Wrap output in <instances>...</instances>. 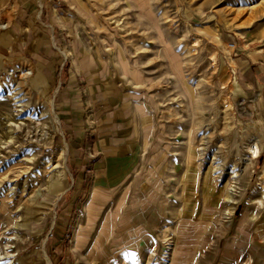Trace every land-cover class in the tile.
<instances>
[{"label": "rangeland", "instance_id": "374dc122", "mask_svg": "<svg viewBox=\"0 0 264 264\" xmlns=\"http://www.w3.org/2000/svg\"><path fill=\"white\" fill-rule=\"evenodd\" d=\"M117 107L145 160L103 185L63 117ZM260 219L264 0H0V264H215Z\"/></svg>", "mask_w": 264, "mask_h": 264}, {"label": "crops", "instance_id": "0c3cea01", "mask_svg": "<svg viewBox=\"0 0 264 264\" xmlns=\"http://www.w3.org/2000/svg\"><path fill=\"white\" fill-rule=\"evenodd\" d=\"M31 75L32 82L39 85L37 75L33 73V70ZM120 111V108L117 107L113 111L111 110L110 114L106 110L99 113L101 115L99 117L95 114L94 125L89 128L82 126L81 121H75L77 117L73 116L72 113L74 112L72 111L71 114H65L66 117H63L66 129L72 133L73 152L75 156H78L73 157L77 172L93 171L96 182L99 184H111L117 178L128 181L133 175L136 165L140 161L145 160V157L138 156L145 150V122L147 120L142 117L141 122L139 120L135 121L129 113L122 117ZM86 133L88 135L85 136ZM87 136H90L91 144H88V140L86 142ZM82 151L85 152V156L79 157ZM212 172L215 171L212 169ZM206 180L207 177L204 178V185H206ZM228 192H230V189ZM228 192L226 195L230 194L231 196H225V201L229 204H236V202L232 201L234 199L232 197L234 196L233 192ZM215 200L219 203L220 201L222 202L220 198L215 197ZM152 216L151 212L146 215L147 218ZM255 222L251 220L244 229L248 228L249 231L250 226H256L257 228L261 227L263 232L231 235L227 249L216 253L215 264H238V260L241 257L248 259L245 264H264V219ZM239 226H242V223ZM257 230L260 231V229ZM135 238L127 239L128 251L132 255H137L138 249L143 244H146L143 243L144 239L138 240V238ZM256 258L257 261L255 262Z\"/></svg>", "mask_w": 264, "mask_h": 264}, {"label": "bare ground", "instance_id": "6f19581e", "mask_svg": "<svg viewBox=\"0 0 264 264\" xmlns=\"http://www.w3.org/2000/svg\"><path fill=\"white\" fill-rule=\"evenodd\" d=\"M58 116L55 114V113H53L52 112V114H51V121H52V123L53 124H55V123H57L58 122V118H57ZM37 123V122H36ZM34 124V123H33ZM42 124V123H41ZM33 127V126H32ZM34 128V127H33ZM40 128V127H39ZM41 129V128H40ZM40 129H38V130H40ZM44 129V128H43ZM35 130V129H34ZM36 131V130H35ZM41 132V131H40ZM254 150L252 151V158H254V157H256L257 155H258V152H259V149L258 148H256L255 146H254ZM202 150H203V148H202ZM251 161H252V159H251ZM236 169V167L234 168V170ZM213 170L215 171V172H219L220 171V168L216 165V166H214L213 167ZM237 171V170H236ZM237 175L235 174V175H233L232 177H236ZM235 184V183H234ZM51 187H52V189H58V188H60V187H62V179H57V178H54L53 180H52V184H51ZM233 188H235V186L233 187L232 186V188L230 189V192H235V190L233 189ZM50 191V190H49ZM91 208V210H92V207H90ZM46 258H47V264H51V262H50V260H49V258L46 256ZM46 260V259H45Z\"/></svg>", "mask_w": 264, "mask_h": 264}]
</instances>
